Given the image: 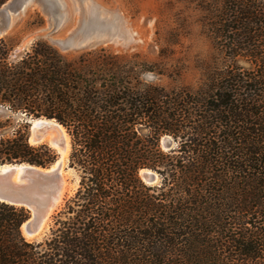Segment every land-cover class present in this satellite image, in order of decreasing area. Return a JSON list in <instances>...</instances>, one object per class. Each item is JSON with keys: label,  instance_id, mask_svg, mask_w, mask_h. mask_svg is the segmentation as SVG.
Wrapping results in <instances>:
<instances>
[{"label": "trees", "instance_id": "obj_1", "mask_svg": "<svg viewBox=\"0 0 264 264\" xmlns=\"http://www.w3.org/2000/svg\"><path fill=\"white\" fill-rule=\"evenodd\" d=\"M185 1L215 52L195 88L145 83L153 69L105 48L68 58L37 41L10 61L0 39V165L54 163L28 141L47 118L79 176L39 241L0 202V264H264V0Z\"/></svg>", "mask_w": 264, "mask_h": 264}, {"label": "rangeland", "instance_id": "obj_2", "mask_svg": "<svg viewBox=\"0 0 264 264\" xmlns=\"http://www.w3.org/2000/svg\"><path fill=\"white\" fill-rule=\"evenodd\" d=\"M8 6L14 11L18 3L9 0L0 10ZM192 12L198 15L193 18ZM200 16L201 12L185 0H27L20 11L10 13L9 20L7 16L0 15V27L5 29L0 39L4 38L9 47L7 58L10 61L22 58L37 41L48 43L68 58L84 50L105 48L128 60L137 59L147 69H153L147 74L161 81L162 85H158L174 87L181 86L177 82L189 59L199 69V55L189 56L193 49L191 41L196 39L210 45L203 35ZM15 118L20 120L21 117L15 115L11 119ZM30 132L28 128V136H31ZM42 142L48 145L47 141ZM30 144L38 145L35 142ZM177 145L178 140L170 136H162L159 140L160 149L164 152L175 149ZM48 146L57 154V161L59 153ZM62 168L68 184L53 216L78 187L79 176L68 167V155ZM145 170L139 172L142 181L141 174ZM152 173L155 181L149 185L159 184V175ZM52 220L53 217L42 234L30 242L46 236Z\"/></svg>", "mask_w": 264, "mask_h": 264}, {"label": "water", "instance_id": "obj_3", "mask_svg": "<svg viewBox=\"0 0 264 264\" xmlns=\"http://www.w3.org/2000/svg\"><path fill=\"white\" fill-rule=\"evenodd\" d=\"M15 1L18 3L17 9L14 8V11H12L10 6H8L6 9L0 10V15L7 16L9 20L10 13H16L17 10L20 11L27 0ZM5 4L6 3L3 5ZM4 30L5 29L0 27V34L4 32ZM35 120H43L45 122H41L36 125L34 130L36 139L34 142L38 144H44L42 139H45L48 136V145V142L52 140L53 142L63 144L62 138H59L57 135L54 139L53 137L50 138L48 131L53 125H57L56 127H62L61 125L52 119L38 118L30 119L28 121L30 124L29 129ZM47 123H52V125ZM29 137L30 136H28V139ZM20 165L21 164H9L10 168L5 170H2L1 168L3 165H0V202L26 209L29 213V217L23 223V225L26 224L24 231L26 232V235H35L41 229L44 220H50L53 217L55 211L59 208L60 204L58 196L60 194L62 181L64 179L68 184V180L64 174L65 170H63V168L62 170L64 172V176H62L60 166L52 169L53 164L46 168L22 164L23 167L20 173H17L15 169ZM142 179L146 184L149 185L155 181V175L151 171L146 170ZM61 200H63V198Z\"/></svg>", "mask_w": 264, "mask_h": 264}, {"label": "bare ground", "instance_id": "obj_4", "mask_svg": "<svg viewBox=\"0 0 264 264\" xmlns=\"http://www.w3.org/2000/svg\"><path fill=\"white\" fill-rule=\"evenodd\" d=\"M41 122H45V121H43V120H35L33 123H32V126H31V136H30V138H29V142L30 143H34V141H35V139H36V137H35V134H34V130H35V127H36V125L38 124V123H41ZM47 124H51L52 125V123H47ZM57 126V125H56ZM56 126H51V128H49V135H50V138H52L53 137V139L55 138V136L57 135L59 138H62V140H63V144H59V143H57V142H53V140L52 141H49L48 143H49V145L50 146H52L53 148H55L56 150H57V152L59 153V158H58V160L57 161H55V163L52 165V169H54V168H56V167H58V166H60V168L62 169V163L64 162V160L66 159V157H67V155H68V150H69V138H68V136H67V134H66V132H65V130L62 128V127H60V126H58V127H56ZM48 136L45 138V139H42V140H45V141H48ZM36 143V142H35ZM24 165V164H23ZM23 165L21 164L19 167H16V171H17V173H20V171H21V169H22V167H23ZM8 168H10V166L9 165H3V167L1 168L2 170H5V169H8ZM144 172H146V170L144 171ZM144 172L141 174V177H143V174H144ZM61 174H62V170H61ZM62 176H63V174H62ZM65 186H66V182H65V180L63 179V181H62V185H61V190H60V194H59V203H60V200H61V197H62V194H63V192H64V190H65ZM63 198V197H62ZM51 213V212H50ZM52 214V213H51ZM48 221H49V219H46V220H44V222H43V224H42V226H41V229L39 230V232L37 233V234H35V235H26V232L24 231V228H25V225L26 224H24L22 227H21V230L23 231V235H24V237H25V239H27V241H31V240H33L34 238H36V237H38L40 234H42V230L47 226V223H48ZM42 231V232H41ZM36 236V237H35Z\"/></svg>", "mask_w": 264, "mask_h": 264}, {"label": "clouds", "instance_id": "obj_5", "mask_svg": "<svg viewBox=\"0 0 264 264\" xmlns=\"http://www.w3.org/2000/svg\"><path fill=\"white\" fill-rule=\"evenodd\" d=\"M191 15L193 18H195V16L198 15V13L192 12ZM191 42L193 44V49L192 52L189 54V56L191 57L192 55L198 54L199 59L201 61L210 62L211 58L215 55V52L213 51L211 46L205 42L196 39H193ZM202 75H203L202 70L196 68L193 65L191 59H189L186 62V67L184 71L181 73L180 79L177 83L180 84L181 86L195 88ZM143 80L145 83L148 84H161V81L157 80V78L147 73L144 74Z\"/></svg>", "mask_w": 264, "mask_h": 264}]
</instances>
